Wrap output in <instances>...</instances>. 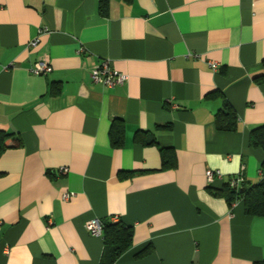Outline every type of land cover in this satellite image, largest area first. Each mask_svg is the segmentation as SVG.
I'll list each match as a JSON object with an SVG mask.
<instances>
[{
  "label": "crops",
  "instance_id": "obj_1",
  "mask_svg": "<svg viewBox=\"0 0 264 264\" xmlns=\"http://www.w3.org/2000/svg\"><path fill=\"white\" fill-rule=\"evenodd\" d=\"M105 60L128 82L95 83ZM263 74L264 0H0V264H103L87 223L112 218L133 230L114 264L264 263V217L215 194L262 179ZM226 102L235 131L217 127Z\"/></svg>",
  "mask_w": 264,
  "mask_h": 264
},
{
  "label": "trees",
  "instance_id": "obj_2",
  "mask_svg": "<svg viewBox=\"0 0 264 264\" xmlns=\"http://www.w3.org/2000/svg\"><path fill=\"white\" fill-rule=\"evenodd\" d=\"M258 83H264V74L256 78ZM218 93V92H217ZM217 93H212L208 97L216 96ZM238 123V116L235 110L229 103L217 114V127L219 131H235ZM11 134L6 131L0 130V154L8 149L7 141L11 138ZM111 143L114 147H121L124 140V126L122 123L115 121L110 132ZM144 145L148 143L145 140L141 141ZM152 144L156 143L155 139L150 141ZM251 144L256 148L264 150V125L254 129L251 132ZM15 146H20L21 141H15ZM171 149L162 148L163 166L168 167L172 164V157L169 156ZM262 179L259 183L253 186H247L246 182L243 187L246 191L241 193L230 187V178L226 183H223L222 188L216 191L217 196L224 197L226 201L232 205L235 202L243 201L245 204L246 214L250 217H264V162L261 167ZM215 183V182H214ZM214 183L210 188L215 189ZM103 225V238L105 242V252L103 255V264H114L117 260L126 253L133 243V230L131 227L126 226L121 221L114 222L112 220H105ZM264 264V263H257Z\"/></svg>",
  "mask_w": 264,
  "mask_h": 264
},
{
  "label": "built area",
  "instance_id": "obj_3",
  "mask_svg": "<svg viewBox=\"0 0 264 264\" xmlns=\"http://www.w3.org/2000/svg\"><path fill=\"white\" fill-rule=\"evenodd\" d=\"M48 30H41V32H47ZM39 43V39L32 41L29 46L35 47ZM211 68L214 72L218 71L219 65L217 63H211ZM30 72L35 76H47L53 72V67L47 60H40L36 62L31 68ZM128 76L122 74L111 66L109 60L103 61L98 67H96L92 72V80L108 88H113L116 85H123L128 82ZM244 169V168H243ZM61 173H68V168H61ZM262 174V172H261ZM207 178L210 184H213L217 180H223V174L218 170L207 171ZM246 179L243 174V170L240 174L236 176H231L230 187L236 190L243 188ZM74 193H66L63 195L64 200H68L73 197ZM112 221L117 222L119 218H112ZM87 229L92 236L101 237L103 236V225L100 220L94 219L87 223Z\"/></svg>",
  "mask_w": 264,
  "mask_h": 264
},
{
  "label": "water",
  "instance_id": "obj_4",
  "mask_svg": "<svg viewBox=\"0 0 264 264\" xmlns=\"http://www.w3.org/2000/svg\"><path fill=\"white\" fill-rule=\"evenodd\" d=\"M246 187H243L240 191H241V193H244L245 191H246Z\"/></svg>",
  "mask_w": 264,
  "mask_h": 264
}]
</instances>
